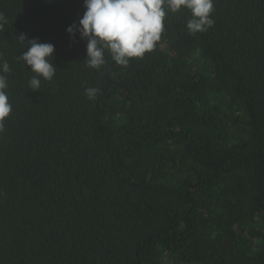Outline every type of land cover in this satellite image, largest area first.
Returning a JSON list of instances; mask_svg holds the SVG:
<instances>
[{
	"label": "trees",
	"instance_id": "obj_1",
	"mask_svg": "<svg viewBox=\"0 0 264 264\" xmlns=\"http://www.w3.org/2000/svg\"><path fill=\"white\" fill-rule=\"evenodd\" d=\"M213 5L97 70L67 32L84 0H0V264H264V0ZM20 34L55 47L39 92Z\"/></svg>",
	"mask_w": 264,
	"mask_h": 264
},
{
	"label": "clouds",
	"instance_id": "obj_2",
	"mask_svg": "<svg viewBox=\"0 0 264 264\" xmlns=\"http://www.w3.org/2000/svg\"><path fill=\"white\" fill-rule=\"evenodd\" d=\"M85 12L79 23L67 28L70 37L76 34L87 42V55L83 63L89 68L100 69L105 64V53L120 66H127L133 58L143 57L151 52L160 40L164 30L166 13H176L182 9L191 12L187 29L195 34L212 27L211 14L213 0H84ZM7 20L0 12V29ZM19 40L27 42L22 60L34 73L28 81L32 92H39L41 80L51 82L56 75V66L52 59L55 47L51 43L28 40L24 34ZM10 66L0 56V133L4 131V122L12 112L8 96V77ZM85 95L94 100L99 92L95 87H88Z\"/></svg>",
	"mask_w": 264,
	"mask_h": 264
}]
</instances>
